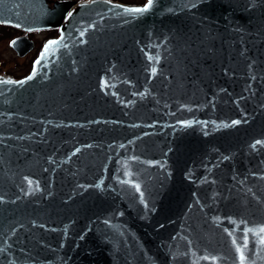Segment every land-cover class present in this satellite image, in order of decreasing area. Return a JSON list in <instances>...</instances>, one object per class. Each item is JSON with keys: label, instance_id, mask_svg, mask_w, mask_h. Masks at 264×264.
<instances>
[{"label": "water", "instance_id": "1", "mask_svg": "<svg viewBox=\"0 0 264 264\" xmlns=\"http://www.w3.org/2000/svg\"><path fill=\"white\" fill-rule=\"evenodd\" d=\"M147 3L0 84V264H264V0Z\"/></svg>", "mask_w": 264, "mask_h": 264}, {"label": "flooded vegetation", "instance_id": "2", "mask_svg": "<svg viewBox=\"0 0 264 264\" xmlns=\"http://www.w3.org/2000/svg\"><path fill=\"white\" fill-rule=\"evenodd\" d=\"M84 1L88 0H0V75L28 74L45 42L61 35L68 13ZM40 7L45 9L43 17Z\"/></svg>", "mask_w": 264, "mask_h": 264}, {"label": "snow or ice", "instance_id": "3", "mask_svg": "<svg viewBox=\"0 0 264 264\" xmlns=\"http://www.w3.org/2000/svg\"><path fill=\"white\" fill-rule=\"evenodd\" d=\"M152 2H153V0H148V3L146 5H144L143 7L130 8V9H126V11L133 12V13L146 12L152 6ZM193 6H195V5H193ZM68 16L71 17L72 16V12H69ZM17 26H19V25H17ZM80 35L83 36L84 32H81ZM62 40H63V37H61L58 40L49 41L48 44L45 45L44 50L42 51L40 58L37 59V61L35 62L32 75H29L24 80H19V81H14V80H10V79L6 80V79H3V78H0V84H21L22 85V84L26 83L28 80L33 79V76L35 75L36 70H37V66L40 65L41 60L49 53V49L53 45H59L62 42ZM13 43H15V42H13ZM64 46L67 47V45H64ZM150 59H152V57H150ZM152 72L153 73L156 72V68L155 67L152 68ZM232 123L233 124H238V123H240V121H233ZM257 143H264V142L257 141ZM127 182L131 183V181H127ZM29 183H32V182L29 181ZM134 187L137 189V191H139V189H140V185L139 184H135ZM141 195H143V194L141 193ZM247 231H252V229H246V232ZM258 231L260 233H264V227H260ZM244 239H245V242H246L247 241V236L246 235H245ZM233 243H235V240L233 241ZM261 243H264V236L261 237ZM240 251H241V257H240L241 264H243V261H244L243 250L240 249Z\"/></svg>", "mask_w": 264, "mask_h": 264}, {"label": "rangeland", "instance_id": "4", "mask_svg": "<svg viewBox=\"0 0 264 264\" xmlns=\"http://www.w3.org/2000/svg\"><path fill=\"white\" fill-rule=\"evenodd\" d=\"M127 1H132V2L136 3V2H143L145 0H127Z\"/></svg>", "mask_w": 264, "mask_h": 264}]
</instances>
